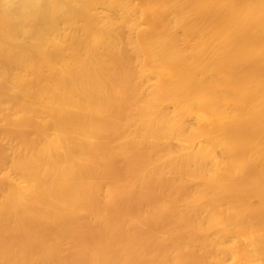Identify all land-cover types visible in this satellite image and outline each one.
I'll list each match as a JSON object with an SVG mask.
<instances>
[{
  "label": "bare ground",
  "instance_id": "obj_1",
  "mask_svg": "<svg viewBox=\"0 0 264 264\" xmlns=\"http://www.w3.org/2000/svg\"><path fill=\"white\" fill-rule=\"evenodd\" d=\"M0 264H264V0H0Z\"/></svg>",
  "mask_w": 264,
  "mask_h": 264
}]
</instances>
